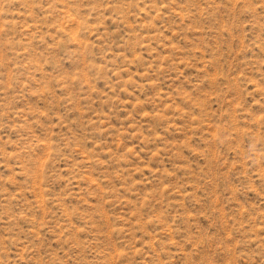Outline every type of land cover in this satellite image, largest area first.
<instances>
[{"label":"rangeland","instance_id":"obj_1","mask_svg":"<svg viewBox=\"0 0 264 264\" xmlns=\"http://www.w3.org/2000/svg\"><path fill=\"white\" fill-rule=\"evenodd\" d=\"M0 264H264V0H0Z\"/></svg>","mask_w":264,"mask_h":264}]
</instances>
